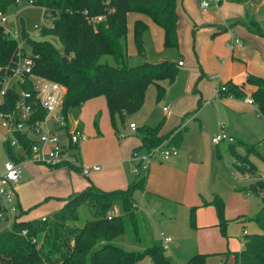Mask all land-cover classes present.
<instances>
[{"label":"trees","instance_id":"16d2710c","mask_svg":"<svg viewBox=\"0 0 264 264\" xmlns=\"http://www.w3.org/2000/svg\"><path fill=\"white\" fill-rule=\"evenodd\" d=\"M16 0H0V11L7 12L8 7L16 4ZM34 6H40L51 18L48 27H42V37L54 35L58 38L62 53L47 40L30 39L22 28V37L32 47L35 75L61 83L66 93L62 102V113L66 118L69 108L82 104L86 100L104 96L111 117V123L117 128V121L123 124L125 115L137 112L145 97V91L150 84L157 88L156 98L165 93L163 80L174 81L178 73V63L171 59L158 62L144 61L129 66L126 64V15L127 12H139L148 15L164 30V46L179 48L177 34L176 0H21ZM103 19L95 21L94 18ZM248 16V15H247ZM247 27L254 33L264 35V30L250 16ZM146 24L140 20L134 22L133 40L137 51L143 55L142 35ZM18 41L4 32L0 25V66L10 69L17 60ZM111 56L114 65L102 62L101 57ZM68 58V63L62 62V57ZM10 71L0 73V90L4 79ZM245 83L255 87L250 97L257 107L259 115L264 119V78L247 74ZM244 85L226 81L217 88L218 97H244ZM31 92V104L35 109L34 119L44 117V111L34 101V92L30 82L21 86ZM0 113L12 111L19 93L16 87L7 89L0 96ZM162 123V122H161ZM161 123L156 126L137 127L135 131L141 139L140 150H150L167 140L166 146L179 148L186 127L160 134ZM28 151L30 139L26 134L18 135ZM4 147L9 158H15L13 151ZM218 145H216L217 149ZM252 145L246 144L250 152ZM228 149L234 151L232 143ZM257 152V151H256ZM132 153V155H133ZM235 167L247 175L255 166L248 155L235 152ZM240 163V165H237ZM142 163L135 164L139 172L137 177L125 189L100 190L90 186L84 191L71 196L62 210L50 216L32 220H17L12 222L8 230L0 232V264H135L148 256L151 264H175L165 253L161 242L152 241L144 244L142 241L146 227L143 217L133 197L136 190L145 186ZM69 168L75 166H68ZM264 188L263 181H254L247 188L260 193ZM263 195V194H262ZM88 206L92 216L81 225H77L79 214L75 211L82 202ZM206 204L215 207L218 225L224 232L226 219L223 199L215 195ZM118 204L120 213L108 216L109 210ZM254 220L260 232L246 234L241 250L232 251L234 264H264V195L262 204ZM190 222L194 224V208H191ZM147 231V230H146ZM128 234L130 242L140 245L141 250H127L118 245L115 240ZM150 235V234H149ZM148 241V239H147ZM204 255H192L187 264H203Z\"/></svg>","mask_w":264,"mask_h":264},{"label":"crops","instance_id":"0c3cea01","mask_svg":"<svg viewBox=\"0 0 264 264\" xmlns=\"http://www.w3.org/2000/svg\"><path fill=\"white\" fill-rule=\"evenodd\" d=\"M201 3L202 1L195 5L191 0H181L177 4L176 0L179 48L170 49L176 50L178 56L184 60L173 58L174 51L160 53L162 49H167L164 46V30L148 15L127 12L126 38L133 30L135 21L144 22L148 28H151L155 37L157 52L155 60L171 59L176 63L183 62L182 65H178V70L186 69L189 72L185 87L170 99V106H167L169 113L166 114L162 109L161 118L152 124L149 123L154 121L157 115L153 114L154 106L148 107V97L145 96L141 108L134 115L124 116L121 131H118V126L115 129L111 123L104 96L90 98L82 104L69 108L64 123L50 127L56 131L59 142L63 145L68 142L69 130L78 126L83 131L86 138L79 145V163L72 168L65 166L49 168L44 164L28 160L23 162L21 177L15 186L14 203L18 208L15 215L17 220L50 216L62 210L71 196L90 186L105 191L127 188L139 173L132 160L133 151L141 146V139L137 134L139 125L140 127L156 126L162 122L159 132L162 135L186 127L182 138L184 143L183 139L190 127L185 123L187 117L194 115L210 100V103L214 105L215 113L222 120H225V111L236 116L242 115L241 119L245 123H248L249 118L256 114L258 120H264L259 115L256 105L247 104L244 100L248 97L244 88H250V95L255 90L254 86L245 83L247 74L264 78V35L252 32L246 24L249 21L248 17L251 16L264 30V0H219L218 5L212 8L211 5L203 8ZM192 37L193 45L191 46ZM234 37L239 38L241 43L234 42ZM229 80L238 85H244V97H218L216 94L212 96L220 84ZM164 81L167 80L162 82ZM174 81H167V83L173 84ZM150 85L156 87L155 84ZM156 100L160 99L156 98ZM127 119H129L128 128L125 127ZM194 119L200 128L198 130L203 133L201 119L199 117ZM130 123H135L137 132L129 130ZM121 133L125 136L120 137ZM167 142L165 140V143ZM218 147L215 149L216 156H219ZM141 151L143 152V149ZM192 151L193 147L187 143L177 154L167 159L159 156L151 160L147 169L143 171L145 186L136 191L147 201L151 209L157 205L166 208L167 216L174 215L180 209H189L190 220L191 208H194V224L191 222L190 224L198 228L197 232H200V229L213 230L214 242L218 243V246L206 252L220 254L224 262L234 264L231 252L241 250L244 240L238 248L229 249L227 246L230 238L218 225L215 207L205 202L215 195L222 199H224L222 196L227 195L231 203L227 200L224 202L225 216L233 217L242 225V231L248 234L244 226L247 219V198L250 192L247 188L253 180H250L248 187L241 186V188L230 183L229 189L226 181H224L225 184H220L219 181L216 189L211 188L203 192L198 184L201 181L200 173L204 162L203 159L199 162L193 161ZM211 164L215 169L220 168L218 163L211 162ZM81 165H97L99 169H91L87 174H83ZM135 204L138 208L136 201ZM112 207L119 209L118 204ZM4 221L0 220V232L4 229L3 227L1 229V223ZM154 223L151 222V224ZM11 225L12 221H9L7 227ZM246 234L244 233V238ZM165 235L169 236L167 233ZM175 242L172 238L169 246ZM197 250L203 252L199 248ZM221 262L223 263V260Z\"/></svg>","mask_w":264,"mask_h":264},{"label":"rangeland","instance_id":"374dc122","mask_svg":"<svg viewBox=\"0 0 264 264\" xmlns=\"http://www.w3.org/2000/svg\"><path fill=\"white\" fill-rule=\"evenodd\" d=\"M180 1L181 0H177V4L180 3ZM200 1L203 0H191V2L195 5H198V2ZM210 5L211 8L216 7L217 2H210ZM7 14L9 20L4 26L14 31L16 40L24 48L26 54H32V47L23 39L21 34L22 28L30 39L47 40L59 52L62 53V46L56 36L47 35L42 37L40 30L34 29L35 24H37L40 29L42 27H48L51 24V18L45 13L42 7L34 6L26 1H22L20 4L10 5L8 7ZM125 42L127 53L125 61L127 65L134 66L144 61L158 62V60H155V54H157V52L155 47V37L151 28L146 27V30L142 35L143 55H141L136 49L133 40V30L130 31V34H128ZM192 45L193 37L191 46ZM172 51L175 53L173 54V58L176 60H184L178 56L176 50H171L170 48L162 49L160 53H168ZM101 61L107 62L110 65H114L112 57L108 55L101 57ZM187 74H189L188 70L179 69L173 84H168L167 81L161 82V84L165 86L166 92L164 96L158 101L156 100V87L152 85L147 87L145 96L146 98L148 97V107L151 108L154 106L153 114L157 115L156 119L149 124L157 122L156 120L161 118L160 116H162L163 107L170 106V99L176 94H179L183 87H185L186 82L188 81ZM244 89L248 94L247 96L250 97V88L246 87ZM214 95L215 93H213L212 96ZM210 102L211 100L208 101L207 104L202 108H200L194 115L187 117L185 123L190 125V127L183 139L184 143L181 144L179 149L176 148L175 154H177V152L188 143L193 147V161L199 162L201 159H203L204 163L200 173L201 181L200 184H198L202 187L203 192H205V190H210L211 188L216 189L217 182L219 181L221 182L220 184H225L224 181H226V186L228 189L230 188V183L232 185L236 184L235 186L237 188H241V186L248 187L250 180H253L254 182L256 177L264 173V120H258L256 114L255 116L252 115L251 118H249L248 123H245L244 120L241 119L242 115L238 114L236 116L235 114H231L228 111L224 112L225 120H222L215 113L214 105H212ZM130 115H134V113ZM195 117H199V119H201L203 133H200L198 123L194 119ZM128 123L129 119L126 121L125 127L127 128ZM49 124L51 127H53L58 123L50 121ZM117 126L119 129L117 130L121 131L122 124L120 121H117ZM138 127H140V125ZM220 134L233 138L234 142H232V145L234 147V151L228 149V142L224 140L218 145L219 156H216V146L212 142V139L216 135ZM5 140L6 134L4 133L0 124V171L2 170L4 163L8 160L6 149L4 147ZM246 144L252 145L256 147V149L252 148L249 150L250 152H248V150H246ZM164 145H166V143L165 141H162L159 146ZM159 146L153 147L147 151H152ZM235 152L240 155L247 154L251 162L254 164L255 168L251 169L247 175L240 173L235 167ZM139 153L144 154L145 151L143 150L142 152L140 150ZM159 156V152H156L155 158ZM211 162L213 164L218 163L220 168H213ZM235 177H237V179H235ZM219 190L221 189L219 188ZM248 195L249 197L247 198L248 205L246 212L247 219L244 226L249 234L258 233L260 232V228L257 222L254 220V217L262 204L263 195L255 191H250ZM225 196L226 197L222 196L224 198V202L227 200L231 203V199H229L227 195ZM133 197L139 206L138 213L143 217V225L147 230H145V233H143L142 236V241L143 243L145 242L144 244L147 245L154 240L159 241V233L164 231L176 241L165 250V253L172 258L175 264H187L188 259L196 253L204 255L202 262L203 264H218L221 260H223V263L221 262L222 264H229V262H224L225 260L223 259L222 255L206 252V250L218 246V243L214 242L213 239L214 232L213 230L204 231L203 229H200V232H197L198 228L190 224L189 209H180L174 215L167 216L166 208L164 209V207L157 205L156 207L154 206V209H151L147 205V201L140 197L138 191L134 193ZM75 211L79 214V221L76 222L77 225H81L87 219L92 218L86 201L82 202ZM212 211L215 213L214 210ZM225 219L226 225L224 232L225 235L230 238L227 247L229 249L238 248L244 240L242 225L233 219V217L228 218L225 216ZM151 222L155 223L151 224ZM8 223L9 220L1 223V229L2 227L4 228L1 231H5L10 228L9 226V228L7 227ZM115 242L127 250H141L140 245L130 242L128 234L120 236L115 240ZM198 248L203 252H198ZM135 264H151L150 258L145 256Z\"/></svg>","mask_w":264,"mask_h":264},{"label":"built area","instance_id":"2783aa9c","mask_svg":"<svg viewBox=\"0 0 264 264\" xmlns=\"http://www.w3.org/2000/svg\"><path fill=\"white\" fill-rule=\"evenodd\" d=\"M15 2L16 4H20L22 1L16 0ZM210 2H217L218 5L219 0H203L201 6L206 8L210 5ZM102 19V16L94 18L95 21ZM8 20L7 12L0 11V25L4 27V32L8 36L16 39L14 31L4 26ZM34 29L40 30V27L35 24ZM234 42L240 44L241 40L234 37ZM18 47L17 60L13 63L12 67L4 69L0 66V73L10 71V74L4 79L0 96L4 95L5 91L11 87H16L19 93V99L12 111L0 113V124L6 134L7 147L13 151L15 157L9 158L3 165V171L0 172V220L12 222L15 220V215L18 212L14 198L15 186L19 182L22 173V163L28 160L44 164L49 168L76 166L79 163V145L86 138L83 131L78 126H75L68 131L67 144L63 145L59 142L57 133L51 129L49 122L53 121L60 125L64 123L65 116L62 113V102L66 90L59 82L35 75L32 72L34 65L32 54H26L24 48L19 43ZM182 64V61L178 62L179 66ZM26 82H30L34 92V101L44 111L45 115L43 118L34 119L36 111L31 104L30 97L32 93L21 88ZM217 92L218 90L216 89V95ZM244 100L247 104H254L251 97H246ZM163 111L168 114L169 108L163 107ZM135 129V123H130L129 130L134 132ZM19 134H26L29 137L30 145L28 151L20 141ZM124 136V134H120V137ZM224 140L229 143L234 142L232 137H226L221 134L213 137L212 142L215 145H219ZM176 148L175 146L164 145L152 151H145L144 154L135 152L132 155V160L135 164L141 162V168L146 170L149 162L155 159L156 152H159L160 157L163 159H167L176 153ZM237 165H240V163H237ZM81 168L82 173L87 174L91 169L98 170L99 166L81 165ZM254 180L264 182V173ZM260 193L264 195V188L260 190ZM119 213L120 211L117 207H112L108 212V216L119 215ZM244 233L246 234V231ZM159 235L162 248L164 250L168 249L172 238L165 235L164 232H160Z\"/></svg>","mask_w":264,"mask_h":264},{"label":"water","instance_id":"95a60500","mask_svg":"<svg viewBox=\"0 0 264 264\" xmlns=\"http://www.w3.org/2000/svg\"><path fill=\"white\" fill-rule=\"evenodd\" d=\"M61 60L64 64L68 63V58L66 56H63Z\"/></svg>","mask_w":264,"mask_h":264}]
</instances>
